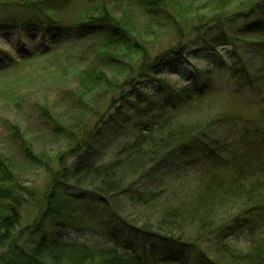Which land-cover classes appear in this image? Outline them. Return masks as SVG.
Masks as SVG:
<instances>
[{"label": "rangeland", "instance_id": "rangeland-1", "mask_svg": "<svg viewBox=\"0 0 264 264\" xmlns=\"http://www.w3.org/2000/svg\"><path fill=\"white\" fill-rule=\"evenodd\" d=\"M111 1L116 5L110 8L116 16L125 14L128 22L136 23L138 34L135 36L143 42L149 57L163 54L169 56V52L172 51L177 54V59L187 61L186 54L185 57L178 56L180 52L172 49L177 43H181V36L179 37L176 27L182 26L183 17L179 18L176 12H173L175 18H169L171 23L161 22L156 28L151 20L135 8L133 0H129L127 10L124 7L123 10L118 9L121 7L120 2L125 3L128 0ZM259 1L223 0L221 13L232 16L237 12L247 11L251 4L255 5ZM31 2L36 4L35 7L39 5L41 11L21 6L0 8V44L9 49V51L0 49V168L7 169L10 174L1 177L8 183L11 182L18 195L24 199L21 222L15 228L16 238L13 240L15 243H21L22 240L24 242L29 240L26 243H30L28 231L33 230L35 220L44 209L46 194L52 190L53 173L82 164L100 166L109 163L121 148L133 140L139 125L155 123L160 114L168 113L174 105L178 106L179 102L175 99L176 91L192 77L194 70L212 68L210 62L216 61V57L208 55L205 58L206 54H202L198 39L195 37L199 31L194 27L202 16L208 18L219 11L209 9L206 0H194L189 6L191 11L188 14L184 13V20L187 21L185 28L189 31V35L184 39L185 49L195 53L188 55L189 65H176L172 63V57H164L166 61L156 70V76L146 79L135 77L136 88L129 87L125 93L127 97L135 93L136 97L141 98L142 105H134L129 99L122 101L118 99L109 110L110 98L117 97L124 81L135 76L141 55L136 52L120 55L123 64L107 63L108 61L101 60V54L92 51L97 46L96 39L87 37L85 31L76 30L74 27L78 20L101 14L100 11L93 9L95 4L98 5L94 0H31ZM184 4L188 5L189 2L186 1ZM50 28L55 31L50 33L39 31ZM68 28H72V31ZM58 39L61 42L56 49L51 47ZM236 40L260 42L264 39L251 37ZM45 50L50 53L43 54ZM32 53L38 56L22 60ZM222 56L225 63L223 66L230 65L228 56L224 54ZM222 70L221 73L212 75L211 81L215 86L211 85L207 91L209 105L197 109L196 106L188 107L181 103L183 106H180L177 122L187 123V119L190 118L189 121H202L205 126L213 124V120L222 115L257 117L262 107L256 106L251 100H255L259 95L258 87L254 86L251 90L231 81L227 88L222 89L221 81L227 77L226 67ZM158 92L159 96L156 95ZM99 119L102 123L96 129L95 123ZM208 130V137L204 140L205 144L212 148L216 143L230 142L233 138L231 129L218 123L213 124ZM79 131L81 133L77 134ZM78 141L80 143L77 147ZM190 146L191 144L186 145V150L182 146L167 159L148 166L141 175L131 180L124 193L109 196L106 201L115 204L113 206L117 207V212L129 221L128 226L133 224V228L146 231L143 225L148 224L150 229L146 232L160 237V242L155 239L153 241L156 244L155 258L161 260L165 256H172V264H201V260L196 256V249L213 259V244L217 243L215 237L212 241L196 242L192 228V233L185 230L184 238L176 242V247H181L172 248L165 243L167 234L163 231L168 230L159 225L161 208L179 205L180 199L183 198L186 200L184 194L195 186L198 176H201L200 171L207 149L200 153L196 147L190 152ZM26 147L30 149L29 155L24 151ZM202 147H199V150ZM70 148L72 152H66ZM62 153L64 154L60 158ZM92 190L71 189L70 193L81 196L84 208L89 214L92 213L97 222H105L109 230L115 231L118 226L113 222L112 214L116 212L108 207L105 209L90 199L88 196ZM156 193H160L161 198L155 206L142 210L141 213H138L140 211L138 208L130 206V195ZM49 221L50 218H45L42 226L48 228ZM77 222L82 223L76 221V218L68 221L73 224L72 226ZM68 231L71 232L68 233L69 237H75L72 229L68 228ZM121 231L124 239L134 241L135 244L140 243L137 236L131 232L124 229ZM179 231L182 232L181 229ZM36 233L31 236L37 235ZM89 234L98 238L94 232ZM239 239L242 240L243 237L240 236ZM239 243L240 247H244L243 242ZM8 249L13 251L9 244L0 248V264L3 261L2 257L7 256ZM175 255L179 256V263ZM226 263L230 264L228 261Z\"/></svg>", "mask_w": 264, "mask_h": 264}, {"label": "trees", "instance_id": "trees-1", "mask_svg": "<svg viewBox=\"0 0 264 264\" xmlns=\"http://www.w3.org/2000/svg\"><path fill=\"white\" fill-rule=\"evenodd\" d=\"M94 1L98 5L95 4L93 9L101 14L78 20L74 27L85 31L87 37L96 39L97 46L92 51L101 54V60L108 61L107 63L123 64L120 55L134 52L141 55L135 76L124 81L117 97L110 98L109 110L118 99H129L134 105H142L141 98L136 97L135 93L128 97L125 93L129 87L136 88L135 77L146 79L156 76V70L166 61L164 57H172V63L176 65H189L188 55L195 53L185 49L184 39L189 31L185 28L187 21L184 20V13L191 11L189 6L194 0H133L135 8L151 20L156 28L161 22L171 23L169 18H175L173 12L179 18L183 17L182 26L176 27L181 43H177L172 49L180 52L178 56L185 57L186 54L187 61L177 59V54L172 51L169 56L163 54L149 57L143 42L135 36L138 34L136 23L128 22L125 14L116 16L110 9L116 6L111 0ZM186 1L189 2L188 5L184 4ZM128 2L129 0L120 2L118 10H127ZM222 2L223 0H206L209 9L219 11L218 14L208 18L202 16L195 27L191 26L199 31L195 37L202 54H206L205 58L208 55L216 57L215 62H210L212 68L194 70L192 77L176 91L178 106L174 105L168 113L160 114L155 123H144L138 126L140 128L136 126L133 140L121 148L109 163L100 166L82 164L53 173L52 190L46 194L44 209L35 220L33 230L28 231L30 243H26L29 240L13 242L16 238L15 228L21 222L24 199L18 195L11 182L8 183L1 177L10 176L8 170L0 168V248L7 247L8 244L13 248L12 252L8 249L6 257H2V264H172V256H165L161 260L155 258L156 244L153 241L155 239L160 242V237L146 232L150 229L148 224L143 225L146 231L133 228V224L128 226L129 221L117 212L115 204L106 201L109 196L124 193L131 180L141 175L148 166L167 159L182 146L186 150L185 146L188 144H191L190 152L196 147L200 153L207 149L204 165L195 186L183 193L186 200L183 198L179 205L161 208L159 225L168 230L163 231L167 234L165 243L172 248L181 247H176V242L184 238L185 230L192 233L194 228L196 242L212 241L214 237L217 241L213 244V259L196 249V256L201 264H227L226 261L230 264H264V40H236L251 37L264 39V0L251 4L247 11L237 12L232 16L221 13ZM34 5L36 4L31 0L0 1V8L21 6L41 11L39 5ZM252 17L253 20H250ZM68 29L72 31V28ZM39 31L50 33L55 30L50 28ZM59 42L60 39L51 47L55 48ZM44 53L50 52L45 50ZM223 54L228 56L230 65L223 66ZM37 56L32 53L22 60ZM225 67L228 78L224 75L226 78L221 81L220 88H227L231 81L251 90L254 86L258 87L259 95L251 101L256 106H261L262 110L254 118L229 114L214 119L213 124L218 123L231 129L233 138L230 142L216 143L212 148L205 144V140L209 134L208 129L213 124L203 126L202 121L191 122L190 118L187 123H180L176 118L179 116L180 106L184 104L188 107L196 106L197 109L209 105L207 91L215 86L211 81L212 75L221 73ZM156 95L159 96V92ZM100 123L101 119L96 120V129ZM80 133L81 131L77 132ZM80 141L77 142V147ZM201 146L203 147L199 150ZM24 151L30 154L29 147L24 148ZM68 151L72 152V149L66 152ZM81 188H92L88 197L103 208L108 207L116 212L112 214V220L118 226L115 231L109 230L105 222H97L92 213L89 214L81 196L70 193L71 189ZM160 198V193L132 194L129 196V203L141 213L158 204ZM45 218H50L48 228L42 226ZM74 218L82 223L77 222L72 226L68 221ZM68 228L72 229L75 237L68 236L71 233ZM121 229L137 236L140 243L124 239ZM244 231L246 233L243 234ZM34 232L37 235L31 236ZM91 232L96 233L98 238L90 235ZM240 236L243 237L242 240L239 239ZM238 241L243 242L244 247H240ZM174 257L179 263V256Z\"/></svg>", "mask_w": 264, "mask_h": 264}, {"label": "clouds", "instance_id": "clouds-1", "mask_svg": "<svg viewBox=\"0 0 264 264\" xmlns=\"http://www.w3.org/2000/svg\"><path fill=\"white\" fill-rule=\"evenodd\" d=\"M0 49H3L5 51H9V49L7 47H5L3 44H0Z\"/></svg>", "mask_w": 264, "mask_h": 264}]
</instances>
